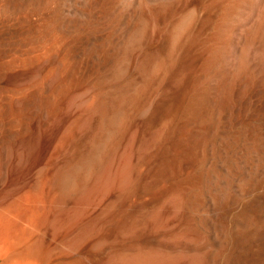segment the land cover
Segmentation results:
<instances>
[{"label": "bare ground", "instance_id": "1", "mask_svg": "<svg viewBox=\"0 0 264 264\" xmlns=\"http://www.w3.org/2000/svg\"><path fill=\"white\" fill-rule=\"evenodd\" d=\"M0 264H264V0H0Z\"/></svg>", "mask_w": 264, "mask_h": 264}]
</instances>
